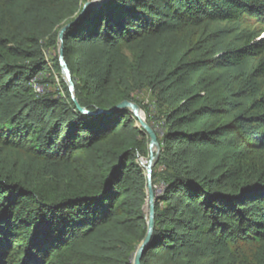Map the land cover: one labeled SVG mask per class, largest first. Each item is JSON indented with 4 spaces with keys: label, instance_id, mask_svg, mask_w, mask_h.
I'll use <instances>...</instances> for the list:
<instances>
[{
    "label": "trees",
    "instance_id": "trees-1",
    "mask_svg": "<svg viewBox=\"0 0 264 264\" xmlns=\"http://www.w3.org/2000/svg\"><path fill=\"white\" fill-rule=\"evenodd\" d=\"M82 2L0 0V264H132L149 138L129 109L108 111L124 100L143 109L148 90L160 144L152 184L163 188L140 263L264 264L239 263L228 247L264 241V35L220 49L209 31L264 25V0H110L89 11L62 47L89 114L61 78L63 97L31 83H54L42 45L57 46ZM250 60L263 79L255 95L228 74Z\"/></svg>",
    "mask_w": 264,
    "mask_h": 264
},
{
    "label": "rangeland",
    "instance_id": "rangeland-1",
    "mask_svg": "<svg viewBox=\"0 0 264 264\" xmlns=\"http://www.w3.org/2000/svg\"><path fill=\"white\" fill-rule=\"evenodd\" d=\"M209 31L213 33L212 40L215 41L216 45L220 49H226L228 47H232L240 43V39L244 37V35L248 34L249 32L255 31L256 33H259L261 37L264 35V25L254 26L249 25H241V24H229V23H222V24H213L210 26ZM43 44V43H42ZM57 49H58V43L57 46L52 45H42V50L44 54V58L47 61L48 66L52 70V76L54 79V83H50L47 81V75L40 74L37 76L38 86L43 88V92H51L54 94H57V97H63L64 91L60 86V78L62 79V76L60 74V68L59 71L53 67V63L57 61ZM255 66V61L250 60L245 63V65L237 68L233 72L231 71L228 73L229 75L236 74L238 78L237 80L232 79V85H235L237 87H247L250 89V92L252 94L257 93V86H259L263 79H258L253 76L252 69ZM63 80V79H62ZM143 103L142 106L143 109L140 108V114L146 121V118H150L151 121L149 123L150 127L152 129H157V122L154 120V111L156 110L153 101L151 92L148 90L142 95ZM147 111V112H146ZM155 128V129H154ZM156 132V131H155ZM147 158H142L141 160L143 162L146 161ZM159 181L160 178H158ZM158 184V183H157ZM160 184V182H159ZM229 250L234 254V256L238 259L240 262H246V263H253L255 260H259L260 258L264 257V241H254L251 239L247 240H236V241H230L228 242ZM134 254V253H133ZM132 254V257H133Z\"/></svg>",
    "mask_w": 264,
    "mask_h": 264
},
{
    "label": "water",
    "instance_id": "water-1",
    "mask_svg": "<svg viewBox=\"0 0 264 264\" xmlns=\"http://www.w3.org/2000/svg\"><path fill=\"white\" fill-rule=\"evenodd\" d=\"M110 0H83L81 3L80 9L78 13L75 15L74 19L63 25L57 35L58 41V49H57V60L60 68V74L64 83L66 84L70 96L74 102L75 107L77 110L83 114H89L84 107L80 106L76 98L74 97V83L71 78L70 70L67 66V63L63 57L62 47H63V36L64 32L76 23L81 17L85 16L89 11L98 9L103 7L107 4ZM121 108L129 109L134 118L136 119V126L139 127L144 133L147 134L149 138L148 143V156L145 162H143L140 158H138V163L140 166L144 168V175L146 178V201L143 205V211L146 216V232L141 240V242L136 247L133 257L131 258L132 264H141V258L148 249L153 231H154V224H155V201L156 196L154 193V188L152 184V170L157 161L158 154L160 152V144L158 142V138L156 132L150 127V125L144 120V118L140 114V107L131 101L124 100L118 103L116 106L111 108L108 112H113Z\"/></svg>",
    "mask_w": 264,
    "mask_h": 264
},
{
    "label": "built area",
    "instance_id": "built-area-1",
    "mask_svg": "<svg viewBox=\"0 0 264 264\" xmlns=\"http://www.w3.org/2000/svg\"><path fill=\"white\" fill-rule=\"evenodd\" d=\"M37 81V76L34 78V79H32V81H31V83H32V87H33V89L37 92V93H42V91H43V88H41V87H39L37 84H38V82H36ZM153 188H154V190H155V194L156 195H158V194H160V192H161V190H162V188H163V184L162 183H158V184H156V185H154L153 186Z\"/></svg>",
    "mask_w": 264,
    "mask_h": 264
}]
</instances>
